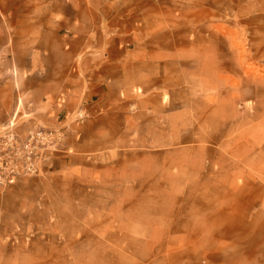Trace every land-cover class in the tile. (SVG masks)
Here are the masks:
<instances>
[{
	"label": "rangeland",
	"instance_id": "rangeland-1",
	"mask_svg": "<svg viewBox=\"0 0 264 264\" xmlns=\"http://www.w3.org/2000/svg\"><path fill=\"white\" fill-rule=\"evenodd\" d=\"M177 5L204 60L187 65L185 143L165 145L156 114L115 158L73 166L57 125L40 171L0 182V264H264V0Z\"/></svg>",
	"mask_w": 264,
	"mask_h": 264
},
{
	"label": "crops",
	"instance_id": "crops-1",
	"mask_svg": "<svg viewBox=\"0 0 264 264\" xmlns=\"http://www.w3.org/2000/svg\"><path fill=\"white\" fill-rule=\"evenodd\" d=\"M2 1L0 132L63 124L67 154L89 163L121 154L162 114L164 144L185 143L187 65L204 60L186 40L181 0Z\"/></svg>",
	"mask_w": 264,
	"mask_h": 264
},
{
	"label": "built area",
	"instance_id": "built-area-1",
	"mask_svg": "<svg viewBox=\"0 0 264 264\" xmlns=\"http://www.w3.org/2000/svg\"><path fill=\"white\" fill-rule=\"evenodd\" d=\"M84 117V114H79ZM14 125L0 135V182L7 178L37 174L42 164L59 151L64 140L62 128L41 126L27 135L13 130Z\"/></svg>",
	"mask_w": 264,
	"mask_h": 264
}]
</instances>
